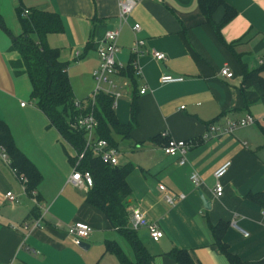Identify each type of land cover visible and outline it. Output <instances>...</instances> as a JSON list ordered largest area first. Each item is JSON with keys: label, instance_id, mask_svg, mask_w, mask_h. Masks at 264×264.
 Masks as SVG:
<instances>
[{"label": "crops", "instance_id": "1", "mask_svg": "<svg viewBox=\"0 0 264 264\" xmlns=\"http://www.w3.org/2000/svg\"><path fill=\"white\" fill-rule=\"evenodd\" d=\"M118 1L0 0V18L5 21L7 12L14 34L0 30V119L16 147L41 175L34 206L10 167L0 160V264H119L104 251L106 241L115 242L134 261L123 237L101 212L86 203V193L68 183L74 150L33 102L18 103L22 86L25 90L27 85L30 92L26 76L14 75L10 67L18 59L10 47L11 37L21 34L19 8L22 15L38 10L59 16L63 32L48 35L46 43L59 50L58 60L67 64V75L73 64L87 68L91 76L99 63L97 49L105 33L119 29L114 59L123 67L121 72L127 68L131 75L120 72L113 78L121 94L113 110L119 123L127 124L134 94L139 113L127 144L133 151L140 150L145 162L134 166L138 176L127 179L132 191L129 214L134 209L144 214L135 232L153 257L152 263L178 264L165 254L181 249L194 264H230L214 246L209 229L219 222L228 224L222 242L231 256L243 263L264 262V204L245 198L264 194V90L253 85L240 91L242 65L256 70L264 63V0H224L235 16L219 30L220 40L205 23L198 0H136L121 25ZM223 15L224 8L218 7L213 23L219 24ZM134 25L139 26L137 33L132 31ZM136 41L144 44L134 54ZM153 51L164 54L165 60L156 62ZM223 67L230 70L231 78L220 75ZM163 75L183 81L161 85ZM261 77L264 79V72ZM92 84L89 79L84 99L92 92ZM143 87L146 92L139 94ZM72 93L74 96L73 89ZM246 116L253 118L252 125L230 134L223 131L227 121L237 122ZM211 126L218 131H211ZM157 136L195 142L185 154V163L180 165L178 157L163 153L167 142H149ZM124 143L119 142L118 149ZM225 162L230 166L219 180L222 194L216 197L213 174ZM191 174L198 177L197 188L191 184ZM159 185L175 197L172 205L165 202ZM9 192L19 197L18 204L6 201ZM179 195L184 199L177 200ZM201 197L208 201L209 209L203 207ZM40 214V227L33 228ZM74 222L92 228L84 241L87 250L75 246L67 235V227ZM149 223H156L163 234L158 242L149 238ZM24 224L29 227L26 231Z\"/></svg>", "mask_w": 264, "mask_h": 264}, {"label": "trees", "instance_id": "2", "mask_svg": "<svg viewBox=\"0 0 264 264\" xmlns=\"http://www.w3.org/2000/svg\"><path fill=\"white\" fill-rule=\"evenodd\" d=\"M198 7L205 23L220 40L219 30L235 16L234 10L227 6L224 0H198ZM218 7L224 8V15L219 24H214L212 15ZM17 16L21 34L11 37L10 51L18 55V59L10 63L11 70L16 76H26L30 85V100L45 116L49 126L59 133L75 153L79 154L84 150L85 136L83 132L72 130L70 123L74 118L88 114L91 108L76 110L74 107L76 100L67 75V64L60 63L59 50L50 48L46 43L48 35L63 32L61 20L57 14L38 10H31L23 16L20 8L17 9ZM0 28L6 31L1 18ZM227 49L231 50V47ZM235 57L238 60V57ZM263 64L256 70H249L242 65L241 92L253 85H258L264 90V79L261 77V73L264 72ZM125 73L131 75V71L129 72L127 68L121 72V74ZM133 85L136 91L134 80ZM81 102L85 103V101ZM92 113L98 123L95 131L96 138L105 140L110 146L118 148L119 142L130 140V133L137 127L139 109L133 94L130 120L125 125L120 124L112 109V99L105 94H99L92 107ZM149 142L165 144L167 140L157 136ZM0 151L8 157L10 169L25 177L27 195L35 192L41 182V175L16 147L7 125L1 119ZM70 163L73 166L75 158L70 159ZM133 169L132 165L107 166L98 158H94L90 151L85 152L78 167V171L89 172L93 178V185L85 194L86 203L101 212L111 228L123 237L132 250L134 261H131L115 242L106 241L104 251L115 257L119 264H153V257L138 239L136 232L128 227L132 191L127 179ZM245 198L254 203L264 204L262 193L248 194ZM227 225L225 222L210 225L214 246L229 259L230 264H251L243 263L227 252L222 242ZM165 255L178 264H194L187 252L181 249H172ZM253 264H264V262Z\"/></svg>", "mask_w": 264, "mask_h": 264}, {"label": "built area", "instance_id": "3", "mask_svg": "<svg viewBox=\"0 0 264 264\" xmlns=\"http://www.w3.org/2000/svg\"><path fill=\"white\" fill-rule=\"evenodd\" d=\"M157 2H160V0H156ZM137 1L136 0H119L117 3L118 8V20L119 25L124 24L126 22V19L131 14L132 10L134 9ZM28 11H24L23 15H27ZM132 31L134 33H137L139 31V26L134 25L132 27ZM119 35V29L112 30L109 32H106L104 35L103 40L100 43V46L97 49V55L99 58V63L97 68L92 73V78L95 83V88L92 92L91 97L85 101V103L81 101H74V107L76 110H83L87 107H90L91 110L88 114L85 116H79L73 119V121L70 123V128L76 132H83L85 136V147L84 150L81 153H75V163L72 166V172L70 177L68 178V183L71 184L72 187L81 190L83 192H87L89 189H91L93 185V178L89 172H80L78 171V167L80 165V162L84 158V154L86 151H90L92 156L94 158H98L103 164L111 167L117 166L118 160L117 155L119 154L118 148L112 147L108 144L107 141L102 139H97L95 136V131L97 128V121L92 113V107L95 104L96 97L99 94H105L109 96L112 99V109L116 107V101L121 97V94L116 89V85L113 82V78L122 70V66L120 64H117L115 62V53L117 51L116 48V40ZM143 41H136L135 45L132 48V53H137V48L143 46ZM152 57L156 62H163L165 60V55L153 51ZM220 75L225 78H231L232 73L227 67H223L220 70ZM183 81L180 77H174L169 75H163L159 78V83L161 85H168V84H176L181 83ZM146 92V89L143 87L139 90V94H144ZM21 106H24V103L20 104ZM182 109V108H181ZM254 123V120L251 116H246L244 119L237 121V122H229L227 121L226 127L224 128V132L227 134L232 133L237 128H243L249 125H252ZM211 131H218V128L211 126ZM162 136L164 138H167V134L163 133ZM195 142L193 141H173L168 140L166 146L163 148V153L165 155L171 156V157H178L179 164L182 165L185 163V154L188 149H190L192 146H194ZM0 160L7 164L9 166V159L3 153V151H0ZM230 166L229 162H225L222 164L213 174V178L215 180L214 184V194L216 197H220L222 194V186L219 182V180L225 175L228 168ZM11 172L14 176V178L19 182V185L21 186L22 193L27 195L26 193V179L23 175L16 174L15 170L11 169ZM191 184L194 187L199 186V180L196 174H191L190 176ZM158 191L164 194V200L167 204L172 205L174 203V196L167 192L164 186L159 185ZM31 196V202L34 206H37V201L34 200V192L30 194ZM177 200L181 201L184 199L183 195H179L176 197ZM5 199L9 204H18L19 203V197L12 195L10 192L5 194ZM43 215H39L38 218L33 222L32 227L33 228H39L40 222L42 221ZM144 219V214L140 212L137 209L131 210L129 214V221H130V228L133 231H136L138 227L141 225L142 221ZM147 232L149 235V238L153 242H158L163 234L158 228L156 223H149L147 225ZM23 230H28L29 227L24 224L22 226ZM67 235L70 237L72 243L75 246H79L81 243H84L89 236L91 235L92 228L84 223V222H74L71 225L67 227ZM244 237H247V233L244 231H241Z\"/></svg>", "mask_w": 264, "mask_h": 264}, {"label": "rangeland", "instance_id": "4", "mask_svg": "<svg viewBox=\"0 0 264 264\" xmlns=\"http://www.w3.org/2000/svg\"><path fill=\"white\" fill-rule=\"evenodd\" d=\"M5 13H6L5 21L3 20V18H1V20L3 21V24H4L5 28H6V31L10 32L11 35H12L13 32L11 30V23H10V26H9V24H8L9 23L8 15H7V12H5ZM16 25H17V28H19L18 22L16 23ZM0 30H2V29H0ZM68 73H69L68 76H70L69 80L71 82V86H72L71 88L73 89V92H74V99L76 101H86V100H88L91 97L92 92H93V90L95 88V83H94V80L92 78V73H91V76H90V72H89V70L87 68H85V67L80 68L77 65L74 66L73 64L70 65ZM23 78H25V77H23ZM89 79L91 80V83L93 82V84H92L93 87L91 89L92 92L88 95L87 98L84 99L83 98L84 94H85V92L87 91V89L89 87ZM20 89L22 90L23 94L20 97V100L18 101V103L19 102H23V103L24 102L25 103L32 102L30 100L29 87L26 85V89L25 90H24L23 86ZM78 95H80V96L77 97ZM81 95H83V96L81 97ZM68 151L70 152V154H74V152L70 148H68ZM118 151H119V154L117 155V160H118V163H120L121 165H132V166H135L137 164H143L145 162L144 156H142V154L140 153L141 151L137 150V149H135V151H133L132 149H129L127 142L122 144L119 147ZM138 175H139V171L136 168H134L132 173L129 176V180L130 181L133 180V178L135 176H138ZM125 246H126V244H125ZM126 247L128 248V246H126Z\"/></svg>", "mask_w": 264, "mask_h": 264}, {"label": "water", "instance_id": "5", "mask_svg": "<svg viewBox=\"0 0 264 264\" xmlns=\"http://www.w3.org/2000/svg\"><path fill=\"white\" fill-rule=\"evenodd\" d=\"M201 200H202V203H203V207L205 209H209V203L207 200L203 199V197H201ZM81 250H87L88 246L85 244V243H81L79 246H78Z\"/></svg>", "mask_w": 264, "mask_h": 264}]
</instances>
